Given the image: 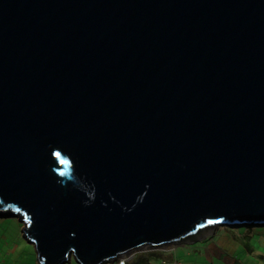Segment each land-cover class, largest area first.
<instances>
[{"label":"water","instance_id":"1","mask_svg":"<svg viewBox=\"0 0 264 264\" xmlns=\"http://www.w3.org/2000/svg\"><path fill=\"white\" fill-rule=\"evenodd\" d=\"M0 218L38 264L264 225V0H0Z\"/></svg>","mask_w":264,"mask_h":264},{"label":"crops","instance_id":"2","mask_svg":"<svg viewBox=\"0 0 264 264\" xmlns=\"http://www.w3.org/2000/svg\"><path fill=\"white\" fill-rule=\"evenodd\" d=\"M226 241L217 243L202 241V244L174 245L166 251L154 255L141 254L138 251L127 262L147 259V264H158L166 260L170 264H246L236 256V249ZM230 247V249H228ZM33 248V249H32ZM264 255H257L252 264H264ZM72 259L67 264H76ZM0 264H38L34 247L22 236V233H0ZM107 264H117L116 261Z\"/></svg>","mask_w":264,"mask_h":264},{"label":"rangeland","instance_id":"3","mask_svg":"<svg viewBox=\"0 0 264 264\" xmlns=\"http://www.w3.org/2000/svg\"><path fill=\"white\" fill-rule=\"evenodd\" d=\"M246 227L252 229V232L246 233L245 231L241 232L238 230L240 228L245 229ZM0 233H21V224L14 218H0ZM205 240L217 244L222 240L226 241L228 243L227 246L230 244L231 247L233 246L236 249V256L239 260L246 264H252V261L257 259V255H264V225H235L231 227L217 226L206 228L192 239L174 245L194 244V246H198ZM174 245L159 248H141L137 251L141 254L157 256V253L166 251ZM249 248L250 252H248Z\"/></svg>","mask_w":264,"mask_h":264},{"label":"built area","instance_id":"4","mask_svg":"<svg viewBox=\"0 0 264 264\" xmlns=\"http://www.w3.org/2000/svg\"><path fill=\"white\" fill-rule=\"evenodd\" d=\"M133 255L134 252H131L121 257H117L115 261L117 264H127V262L130 260V258H132ZM158 264H170V263L166 260H160Z\"/></svg>","mask_w":264,"mask_h":264},{"label":"trees","instance_id":"5","mask_svg":"<svg viewBox=\"0 0 264 264\" xmlns=\"http://www.w3.org/2000/svg\"><path fill=\"white\" fill-rule=\"evenodd\" d=\"M239 231H245L246 233H251L252 232V229H250L249 227H246L245 229H238ZM248 252H250V248L248 249ZM261 259H264V256L263 257H260ZM147 259H136L135 261L133 262H130L128 264H147Z\"/></svg>","mask_w":264,"mask_h":264},{"label":"clouds","instance_id":"6","mask_svg":"<svg viewBox=\"0 0 264 264\" xmlns=\"http://www.w3.org/2000/svg\"><path fill=\"white\" fill-rule=\"evenodd\" d=\"M115 260H116V259H115ZM115 260H114V261H115Z\"/></svg>","mask_w":264,"mask_h":264}]
</instances>
